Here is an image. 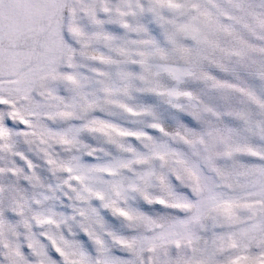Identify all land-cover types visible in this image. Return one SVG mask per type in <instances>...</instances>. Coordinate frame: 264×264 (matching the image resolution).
Segmentation results:
<instances>
[{
	"label": "snow or ice",
	"instance_id": "1",
	"mask_svg": "<svg viewBox=\"0 0 264 264\" xmlns=\"http://www.w3.org/2000/svg\"><path fill=\"white\" fill-rule=\"evenodd\" d=\"M0 264H264V0H0Z\"/></svg>",
	"mask_w": 264,
	"mask_h": 264
}]
</instances>
